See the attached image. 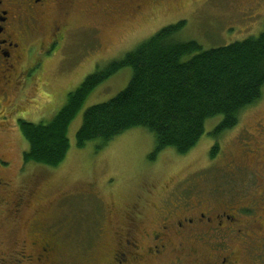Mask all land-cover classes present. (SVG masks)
<instances>
[{"label": "rangeland", "instance_id": "374dc122", "mask_svg": "<svg viewBox=\"0 0 264 264\" xmlns=\"http://www.w3.org/2000/svg\"><path fill=\"white\" fill-rule=\"evenodd\" d=\"M139 2L82 0L65 14L74 28L66 48L35 71L42 72L40 83L33 86L36 103L24 102L14 111L16 105L2 101L0 112L8 118L0 120V155L18 165L29 151V142L15 119L17 111L24 110L23 117L32 122L52 120L66 104L69 92L77 89L88 75L124 58L168 25L185 21L178 37L182 41L195 40L203 49L256 37L264 31V0H141L138 12ZM94 29L103 43L101 49L83 45V38L93 35ZM45 30L48 37L49 26ZM131 77L132 69L125 67L91 92L69 126L70 150L64 162L51 167L29 161V168L42 172L44 181L37 193L40 198H34L31 208L23 214L18 238L28 237V222L33 215L47 217L60 235L62 264H103L111 258L115 241L111 234L102 235L103 227L110 231L118 222H124L128 205L147 185L155 194L148 197L151 206L146 212L148 219L141 223L142 229H151L159 206L169 211L199 186L201 191L211 190L212 186H233L238 190L234 196L239 202L254 197L242 196V186L246 182L247 192L252 190L253 181L248 179L244 167L255 170L260 167L258 160L264 158V130L260 131L264 126V89L262 98L241 112L238 125L220 136L221 149L215 157L210 152L216 138L210 132L222 116L207 122L201 140L186 155L172 147L157 152L153 134L143 127L127 130L103 148L97 141L79 148L76 136L86 110L116 96ZM233 166H241L244 172L232 169ZM169 186L171 192H166ZM105 206L107 217L103 215ZM142 243L146 246L149 241L143 239ZM238 244L239 241L234 243L235 248ZM185 247L190 250L195 243ZM179 255V251L171 249L159 259L145 257L139 264H175ZM194 259L188 256L187 262L179 264H197Z\"/></svg>", "mask_w": 264, "mask_h": 264}, {"label": "flooded vegetation", "instance_id": "af4514ba", "mask_svg": "<svg viewBox=\"0 0 264 264\" xmlns=\"http://www.w3.org/2000/svg\"><path fill=\"white\" fill-rule=\"evenodd\" d=\"M80 2L0 0V106L8 100L11 106L16 105V111L19 104L36 103L33 86L41 80L42 72L35 74V71L66 48L74 27L66 21L65 14ZM140 2L138 12L142 8ZM92 33L83 38V45L101 49L103 43L96 30ZM24 114V110L17 111L16 121L25 119ZM7 118L0 112V120ZM263 130L261 125L260 131ZM14 163L13 159L0 155V264H62L60 235L47 217L33 215L28 222V237L18 238L23 214L31 208L34 198H40L37 193L44 178L42 172L29 168L30 162L24 156L20 164ZM258 163L260 167L252 171L244 167L253 185L247 192L248 185L244 182L242 196L253 194V199L237 201L234 195L238 190L233 186H212L205 191L199 186L181 197L171 210L159 206L151 229H142L141 223L148 219L146 212L151 206L148 197L155 194L147 185L128 205L124 222H118L110 231L103 227L102 235L111 234L115 241L111 258L103 264H139L145 257L159 259L171 249L180 252L175 264L187 262L188 256L195 257L193 261L197 264H264V158ZM244 168L232 167L241 172ZM171 188L167 187L166 192H171ZM107 210L105 206L104 217L109 215ZM143 239L149 241L148 245H143ZM191 243H195V248L187 250L185 246Z\"/></svg>", "mask_w": 264, "mask_h": 264}, {"label": "trees", "instance_id": "16d2710c", "mask_svg": "<svg viewBox=\"0 0 264 264\" xmlns=\"http://www.w3.org/2000/svg\"><path fill=\"white\" fill-rule=\"evenodd\" d=\"M186 22L159 30L124 58L86 77L69 92L66 104L48 122L20 119L29 142L26 161L51 167L64 162L70 150L69 126L91 94L119 70L130 67L129 84L108 101L89 107L77 132V146H106L127 130L143 127L156 140V151L168 147L188 154L201 140L207 122L222 116L210 135L211 156L220 151V136L238 125L240 114L259 101L264 89V31L231 44L203 49L195 40L178 37Z\"/></svg>", "mask_w": 264, "mask_h": 264}]
</instances>
